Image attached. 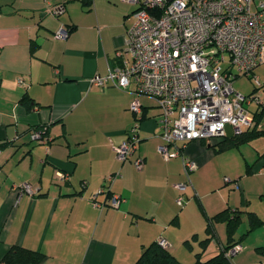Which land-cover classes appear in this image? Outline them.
Masks as SVG:
<instances>
[{
	"label": "crops",
	"instance_id": "0c3cea01",
	"mask_svg": "<svg viewBox=\"0 0 264 264\" xmlns=\"http://www.w3.org/2000/svg\"><path fill=\"white\" fill-rule=\"evenodd\" d=\"M92 3L89 8L83 0H0V259L11 246L21 245L42 251L40 264H134L145 246L162 238L179 260L194 264L200 240L207 237L206 215L230 208L255 212L263 220L244 236L242 249L231 256L233 264H264L258 250L264 247V157L259 156L264 136L248 143L253 147L224 152L212 147L218 138L179 143L183 153L166 160L158 151L156 101L139 97L143 113L137 115L130 109L133 87L92 82L131 60L127 47L138 4ZM58 4L65 11L55 15L49 9ZM62 27L68 37L56 38ZM255 73L264 100V64ZM255 90L254 84L248 94ZM23 96L33 100L32 108ZM102 97L114 108L108 125L95 113ZM251 111L256 126L264 127V109L252 105ZM137 122V149L121 162L113 146ZM38 127L45 129L44 141L31 136ZM138 157L144 159L142 169L135 165ZM185 157L197 168L182 193L177 184L188 181ZM118 171L121 176L108 182ZM24 183L31 190L18 191ZM97 193L99 201L115 194L121 202L99 206L93 200ZM181 194L183 206L177 201ZM248 228L244 214L235 238ZM215 229L217 239L204 250L203 260L227 242L226 223L217 222Z\"/></svg>",
	"mask_w": 264,
	"mask_h": 264
},
{
	"label": "built area",
	"instance_id": "2783aa9c",
	"mask_svg": "<svg viewBox=\"0 0 264 264\" xmlns=\"http://www.w3.org/2000/svg\"><path fill=\"white\" fill-rule=\"evenodd\" d=\"M127 1L138 4L127 47L131 60H125L106 77L96 75L92 82L104 86L110 81L126 90L133 87L136 98L130 109L137 115L143 113L139 97L149 96L156 101L161 111L162 143L158 151L166 160L183 153L179 143L224 138L228 126L233 134L256 126L251 106L264 109L259 94L261 82L255 73L264 64V0ZM49 10L60 15L65 6L53 5ZM68 35L65 27L55 33L59 39ZM241 76L253 80L256 87L253 93L243 94L235 89L234 82ZM139 130L137 122L127 138L113 146L119 161H127L137 149ZM31 136L44 141L45 129H34ZM134 162L138 169L143 168V158ZM184 167L188 181L177 184L182 193L191 183L189 173L197 164L185 157ZM120 176V171L110 174L107 181ZM16 189L31 190L28 183ZM98 194L93 200L99 206L117 207L121 202V197L115 194L99 201ZM177 201L184 205L183 194ZM159 243L170 247L165 239H159ZM242 247V244L232 247L229 256Z\"/></svg>",
	"mask_w": 264,
	"mask_h": 264
},
{
	"label": "trees",
	"instance_id": "16d2710c",
	"mask_svg": "<svg viewBox=\"0 0 264 264\" xmlns=\"http://www.w3.org/2000/svg\"><path fill=\"white\" fill-rule=\"evenodd\" d=\"M87 7L92 6V0H83ZM37 44L35 41L31 43V51L35 52ZM22 101L25 103L28 109L32 108L34 102L28 96H23ZM146 117L143 114L142 119ZM44 129V127H38ZM264 136V127L254 126L252 128L245 129L240 133L226 136L224 138H218V141L212 144V147L216 152H224L226 150L240 147L241 145L248 144L253 140ZM203 141H207L206 139ZM264 157V153L259 155ZM201 209L204 211L202 204ZM247 214L249 219V228L241 237L235 238L237 229L242 223L243 215ZM207 216V237L200 240L202 247L201 251L196 253V261L194 264H233L231 256L228 251L237 244H240L244 236L249 232L255 230L262 225L263 220L252 211H242L239 209L226 208L216 215ZM225 222L227 225L228 239L224 246L212 257L203 260V252L213 239H217L215 224L217 222ZM193 239H198L197 234L193 236ZM186 244L191 247L190 240L186 241ZM261 253H264V247H258ZM44 258V253L40 250L30 249L21 245H13L7 251V253L0 259V264H40ZM134 264H185L179 260L175 254L169 249L164 247L158 241H153L149 245L145 246L142 254Z\"/></svg>",
	"mask_w": 264,
	"mask_h": 264
},
{
	"label": "rangeland",
	"instance_id": "374dc122",
	"mask_svg": "<svg viewBox=\"0 0 264 264\" xmlns=\"http://www.w3.org/2000/svg\"><path fill=\"white\" fill-rule=\"evenodd\" d=\"M254 82L248 76H241L235 82V89L240 91L243 94H248L249 91L253 88ZM107 97H102L97 103L95 108V113L98 119L103 120L106 124H111L110 118L108 115L114 112V108L110 107ZM254 145H263V143H253ZM247 147H253L251 144L246 145ZM223 176V175H222ZM243 225L240 230L243 229Z\"/></svg>",
	"mask_w": 264,
	"mask_h": 264
},
{
	"label": "water",
	"instance_id": "95a60500",
	"mask_svg": "<svg viewBox=\"0 0 264 264\" xmlns=\"http://www.w3.org/2000/svg\"><path fill=\"white\" fill-rule=\"evenodd\" d=\"M227 131H228L227 136H231L233 134L232 129L229 126L227 127Z\"/></svg>",
	"mask_w": 264,
	"mask_h": 264
}]
</instances>
